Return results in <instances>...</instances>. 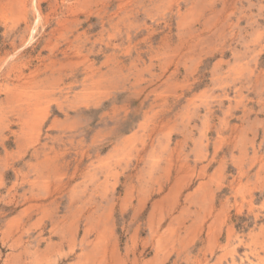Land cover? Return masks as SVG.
I'll return each mask as SVG.
<instances>
[{
  "label": "rangeland",
  "instance_id": "374dc122",
  "mask_svg": "<svg viewBox=\"0 0 264 264\" xmlns=\"http://www.w3.org/2000/svg\"><path fill=\"white\" fill-rule=\"evenodd\" d=\"M0 264H264V0H0Z\"/></svg>",
  "mask_w": 264,
  "mask_h": 264
},
{
  "label": "bare ground",
  "instance_id": "6f19581e",
  "mask_svg": "<svg viewBox=\"0 0 264 264\" xmlns=\"http://www.w3.org/2000/svg\"><path fill=\"white\" fill-rule=\"evenodd\" d=\"M36 28V27H35ZM33 32V31H32ZM31 36V35H30Z\"/></svg>",
  "mask_w": 264,
  "mask_h": 264
}]
</instances>
